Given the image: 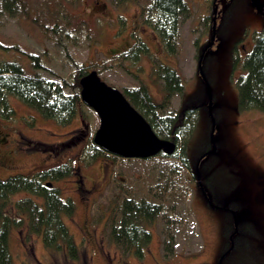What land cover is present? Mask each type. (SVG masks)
Wrapping results in <instances>:
<instances>
[{"label": "rangeland", "instance_id": "374dc122", "mask_svg": "<svg viewBox=\"0 0 264 264\" xmlns=\"http://www.w3.org/2000/svg\"><path fill=\"white\" fill-rule=\"evenodd\" d=\"M22 1L28 6L26 14L11 16L0 6V43L37 55L51 73L33 70L13 50H0V64L18 61L26 73L36 72L50 82L63 78L68 84L73 83L76 67H93L104 83L121 92L144 81L160 103L161 85L153 83L151 71L162 63L175 69L184 85L183 93L173 97L163 114L199 106L200 116L187 149L188 169L177 155L150 162L101 157L84 165L83 156L100 125L93 110L81 102L76 117L62 124L44 119L11 98L14 117L5 120L0 113V180L73 162L75 174L55 185L64 200L75 204V215L66 224L81 253L79 261L64 262L60 255H50L42 237L30 236L24 226L10 238L13 264H264V113H239L236 88L255 34L263 29L264 10L254 12L249 0H217L216 39L202 63L203 79L198 48L202 53L212 38L207 20L213 12L211 0H185L191 16L181 23L177 57L169 56L152 31L140 25L139 6L123 7L113 0ZM136 37L147 44L150 55L135 65L119 56L132 48ZM236 43L242 45L240 53L234 51ZM233 54L239 59L236 65ZM62 90L70 98L80 95L71 86ZM212 132L216 153L201 161L212 147ZM33 142L56 147L53 153H42L32 149ZM63 143L69 145L60 146ZM198 163L205 192L196 177ZM124 196L171 200L165 232L171 228L176 237L173 257L167 259L161 250L167 220L153 226L143 260L133 253L123 260L108 244L105 225L111 204ZM232 211H236L237 226ZM104 213L107 217L95 223Z\"/></svg>", "mask_w": 264, "mask_h": 264}, {"label": "trees", "instance_id": "16d2710c", "mask_svg": "<svg viewBox=\"0 0 264 264\" xmlns=\"http://www.w3.org/2000/svg\"><path fill=\"white\" fill-rule=\"evenodd\" d=\"M119 6L133 4L140 7L139 22L143 27L152 31L164 51L169 56L181 53L180 26L191 16V10L185 0H113ZM0 6L9 15L26 14L28 6L22 0H0ZM212 19L214 17L215 0H211ZM125 24V20H122ZM56 34V30L52 29ZM0 50L13 52L24 56L35 71H51L45 67L39 57L27 53L16 46L9 47L0 43ZM198 60L201 49L198 48ZM150 55V50L142 38L136 37L134 45L127 52L122 53L119 59L138 64ZM239 60H236L235 65ZM92 68L76 67L73 83L68 84L63 78L57 82H50L38 73H26L23 65L18 61L0 64V113L3 119L10 120L15 110L10 99L15 98L27 108L38 113L44 119L55 120L68 124L78 112L82 102L79 96H66L62 87L71 86L81 91L80 80L93 70ZM234 69V67H233ZM242 69L244 74L236 82L238 92L239 113L256 111L264 113V26L255 34L252 51L244 59ZM92 70V71H89ZM153 83L161 85L162 102L155 101L148 84L144 81L132 88H125L122 94L127 101L144 117L155 134L163 140H169L177 146V155L183 167L189 168L187 149L197 127L200 107L187 106L180 113L163 114V110L171 105L174 96L183 93L184 85L181 75L173 68L157 64L151 71ZM78 106V107H77ZM87 117V116H86ZM32 149L38 152L53 153L56 146L33 142ZM61 144L60 146H68ZM83 156L84 165H92L101 157L122 159L105 153L89 141ZM157 157L167 158L160 154ZM156 158V157H155ZM132 160V159H131ZM138 160V159H136ZM154 158L141 160L150 162ZM73 162L39 171L34 175H14L0 180V264H13L10 252V238L14 230L27 227L30 236H41L44 248L50 255H60L64 262H77L81 253L66 220L72 219L76 207L71 199H63L61 190L55 183L71 178L75 174ZM23 195L13 201L16 196ZM171 200L161 197H120L118 202L111 204L110 214L104 213L95 223L106 220V238L108 244L115 247L123 260L132 253L143 260L152 242V228L162 221H166ZM168 223H164L162 232L161 250L169 259L174 256L176 237L173 232H165Z\"/></svg>", "mask_w": 264, "mask_h": 264}, {"label": "water", "instance_id": "95a60500", "mask_svg": "<svg viewBox=\"0 0 264 264\" xmlns=\"http://www.w3.org/2000/svg\"><path fill=\"white\" fill-rule=\"evenodd\" d=\"M252 6L257 11L264 10V3L260 0H252ZM217 29V0H215L214 17L212 19V38L208 46L201 53L198 61V71L203 79L204 73L202 63L207 51L213 47L216 39ZM80 97L82 103L93 110L99 120L100 125L96 131L93 142L105 153L122 159L146 160L155 158L160 154L173 156L177 151V146L169 141L160 139L144 117L127 101L125 96L118 89L104 83L95 71L80 80ZM212 117V103L208 106ZM213 131L215 121L212 117ZM212 132V145L214 149L205 154L213 155L216 152L214 137ZM200 163L196 166V177L199 186L204 191L200 177ZM237 217H234L237 226ZM232 250L233 242L231 237ZM230 250L229 252H231ZM228 252V253H229ZM221 264V263H220Z\"/></svg>", "mask_w": 264, "mask_h": 264}, {"label": "flooded vegetation", "instance_id": "af4514ba", "mask_svg": "<svg viewBox=\"0 0 264 264\" xmlns=\"http://www.w3.org/2000/svg\"><path fill=\"white\" fill-rule=\"evenodd\" d=\"M249 1H250V5H251V7L253 8L254 12H259V11H257V10L252 6V0H249ZM260 1H261V0H260ZM261 2H262V1H261ZM262 3H263V2H262ZM237 42L239 43V41H237ZM239 48H240V47H239L238 44L236 43V46L234 47V51H235V53H237V52L240 53V49H242L241 51H243L242 45H241V48H240V49H239ZM244 50H245V49H244ZM236 60H239V59H238V57H237L236 55L233 54V56H232V64H233V65H235ZM213 149H214V146L212 145V147L210 148V150H208L207 152H205L204 155L210 153ZM215 153H216V152H215ZM215 153H214V154H215ZM204 155H203V156H204ZM209 155H210V154H209ZM209 155H208V156H209ZM211 155H212V154H211ZM203 156H202V157H203ZM202 157H201V158H202ZM204 158H206V157H204ZM204 158H203V159H204ZM203 159H202V160H203ZM202 160H201V161H202ZM200 163H201V162H200ZM198 185H199V184H198ZM232 216H233V219H234V217H237L236 211H232Z\"/></svg>", "mask_w": 264, "mask_h": 264}]
</instances>
